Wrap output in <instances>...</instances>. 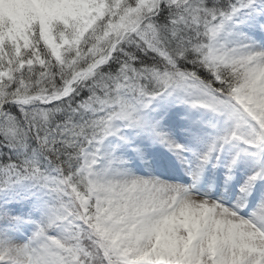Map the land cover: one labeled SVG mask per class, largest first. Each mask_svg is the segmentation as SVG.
Returning a JSON list of instances; mask_svg holds the SVG:
<instances>
[{
    "label": "snow or ice",
    "instance_id": "1",
    "mask_svg": "<svg viewBox=\"0 0 264 264\" xmlns=\"http://www.w3.org/2000/svg\"><path fill=\"white\" fill-rule=\"evenodd\" d=\"M0 264H264V0H0Z\"/></svg>",
    "mask_w": 264,
    "mask_h": 264
}]
</instances>
